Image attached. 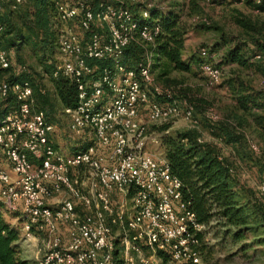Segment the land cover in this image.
<instances>
[{
    "label": "built area",
    "instance_id": "2783aa9c",
    "mask_svg": "<svg viewBox=\"0 0 264 264\" xmlns=\"http://www.w3.org/2000/svg\"><path fill=\"white\" fill-rule=\"evenodd\" d=\"M22 1L10 0V7ZM67 1H54L61 60L51 77L73 85V104L61 108L67 135L85 142L63 152L53 143V124L34 105L30 82L1 77L0 103L11 99L12 105L0 117V205L15 214L22 240H38L37 264H164L162 256L196 264L204 224L181 199V182L166 160L146 151L148 130L139 116L145 110L147 121L165 122L179 109L173 100L156 101L164 92L148 59L133 68L121 63L131 40L153 41L157 27L143 19L162 10V0ZM85 30L86 38L79 33ZM2 32L0 22V71L11 64ZM198 53L206 83L218 82L207 50ZM89 59L104 62L96 74ZM261 89L264 95V83ZM191 110L187 105L183 115ZM259 193L264 197V161Z\"/></svg>",
    "mask_w": 264,
    "mask_h": 264
},
{
    "label": "rangeland",
    "instance_id": "374dc122",
    "mask_svg": "<svg viewBox=\"0 0 264 264\" xmlns=\"http://www.w3.org/2000/svg\"><path fill=\"white\" fill-rule=\"evenodd\" d=\"M3 3H0V7ZM24 6H26L25 1L18 4L16 9L10 7L12 10L15 9L11 16L18 11L21 12ZM162 6L164 14L168 11L178 14L179 22L185 29L180 57L183 61L190 60L188 58L192 59L187 71L169 68L166 74L160 75L161 67L153 66V57L146 52L145 56L150 61L154 83L161 89L171 90L174 102L179 109L177 116L171 117L165 122L155 123L147 121L146 111L140 110V119L145 122L148 130L146 151L155 159H164L161 145L163 136L173 135L176 131L185 129H194L198 142H208L215 146L218 155L226 158L231 167L234 177L232 183L234 199L237 202L236 206L242 208L246 222L244 225L232 226L225 224L223 218L212 217L208 223L204 224L199 246V262L196 264H264V214L260 210L264 208V197L259 193V185L262 181V162L264 161V133L258 131L246 120L242 125L235 127V132L242 135L241 141L230 145L219 137V131L214 127L218 120L226 117L232 120L230 114L237 112L233 108L234 100L231 91L222 84V80L237 75L252 89H261L264 83V50L261 52V57L255 61L259 69L239 70L230 65H222L219 68V81L214 84L205 82L196 59L198 48L206 46L213 50L212 59L216 63L224 49L243 38V30L235 21L236 17L244 18L254 25L259 33L263 32L264 34V11H256L237 0H162ZM1 11L0 9V14ZM200 19H203L208 25L196 24ZM61 26L62 24L58 22L51 23L54 36L53 39L50 38L51 46L47 40H42L41 35H37L33 39L31 37L14 38L10 48H6L3 40L2 46L8 51L12 62L15 61L25 66L23 72L31 82L44 88L49 95L52 108L51 111L46 110L48 119L54 126L53 143L59 146L63 152L69 153L82 146L85 138L74 139L67 135V120L54 91L55 80L51 77V70L61 60L56 44ZM74 29L79 31L77 23L74 24ZM22 30L25 35V29ZM35 32L41 33L36 29ZM254 35L258 36L257 33ZM17 42L20 45H17ZM129 64L133 66L135 63L131 61ZM5 76H7V72L0 75V78ZM187 97L201 98L196 103V107H192L190 116L183 115V110L188 104ZM38 104L34 95V105L38 107ZM11 105V99L3 101L0 103V112ZM162 126L164 129H161ZM249 142L257 145L256 151L249 148ZM0 211L4 219L12 226H16L18 230V239L15 241L17 255L29 261L30 264H37L38 240H22L15 214L7 212L2 206ZM239 228H243L241 235L234 236L233 233ZM117 242V248H119V241ZM143 252L147 256L151 253L148 249ZM164 258L165 260L162 259L164 264H182L166 262L167 258Z\"/></svg>",
    "mask_w": 264,
    "mask_h": 264
},
{
    "label": "trees",
    "instance_id": "16d2710c",
    "mask_svg": "<svg viewBox=\"0 0 264 264\" xmlns=\"http://www.w3.org/2000/svg\"><path fill=\"white\" fill-rule=\"evenodd\" d=\"M23 1H25L26 6L22 8L21 12L18 11L12 16L11 13L17 8L18 4L12 10L10 8V0H8L0 7L2 10L0 22L3 25L2 41L4 40V45L6 48H10L9 46L13 44L12 40L14 38L31 37L33 39L37 35H41L43 37L42 40H47L49 46H51L50 42L52 40L50 41V38L53 39L54 37L51 23L56 24L58 22L54 6L55 0ZM237 1L246 4L256 11H264V0H260L259 2H254L253 0ZM201 20L197 21L196 24L201 26L208 25L207 22ZM76 21L77 17L73 22L75 23ZM235 21L243 30V38L224 49L216 63L212 59L213 50L203 46L209 55L208 60L217 68H220L222 65H230L239 70L259 69L255 61L261 57V52L264 50V34L263 32L259 33L258 29L244 18L236 17ZM143 22L147 27H157V33L153 41L139 42L138 40H131L121 51V63L125 67L133 68L135 64L130 66L129 63L131 61L132 63H136L137 61L147 59L145 54L148 52L153 57L152 65L161 67L160 75L166 74L169 68L187 71L192 58L183 61L180 57L183 49L185 29L179 22L178 14L171 11L164 14L163 10L154 9L149 12L147 18L143 19ZM22 27L26 31L25 35L23 34ZM94 28L96 31L99 30L96 26L91 27V30H94ZM35 29L41 31V33L37 34ZM89 32L90 30H85L79 33L86 38ZM254 33H257L258 36H255ZM6 35L10 36L6 37ZM17 45H20L19 42H17ZM198 51L196 59L200 66L203 60L199 56ZM87 62L95 66V74L104 63L100 59H89ZM21 65L23 64H18L11 60L10 66L0 71V75L7 72V76L4 78L27 79L32 86L33 97L35 95V100L39 103L38 108L44 111V115L49 121L47 110L51 111L52 108L49 95L45 92L44 88H40V86L31 82L30 78L23 72L25 69L23 71L15 69L16 66ZM54 80V91L59 103L61 105H72L75 98L73 85L61 76ZM222 84L230 89L234 100L233 108L237 112L230 114L234 120L226 117L216 121L214 127L219 131V137L225 143L235 145L242 138L240 133L235 132V127L242 125L246 120L258 131L264 133V95L262 89H252L251 86H247L237 75L224 78ZM162 90L164 94L167 92L168 96L159 94L155 98L156 101H174L170 89L165 88ZM200 99L199 97H187V105L196 107V103ZM5 109L0 112V117L5 112ZM161 129H164V127L162 126ZM161 145L164 159L169 166L170 172L181 182V199L186 201V207L193 212L198 222L206 224L212 217L216 216L217 219L223 218L225 224L232 226L244 225L246 222L245 214L240 206H236L237 202L234 199L235 196L232 188L234 177L231 167L226 158L218 155L215 146L208 142H198L197 133L194 129L180 130L176 131L173 135L163 136ZM260 210L264 214V210ZM242 231L243 228H239L235 230L233 235L240 236ZM17 239L18 230L16 226H12L4 219L0 211V264H30L29 261L17 255L15 246ZM157 253L160 255V251ZM164 257L162 256L163 260H165Z\"/></svg>",
    "mask_w": 264,
    "mask_h": 264
}]
</instances>
